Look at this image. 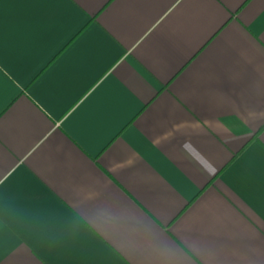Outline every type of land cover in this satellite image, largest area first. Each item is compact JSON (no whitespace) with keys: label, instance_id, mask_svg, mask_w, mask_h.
Masks as SVG:
<instances>
[{"label":"crops","instance_id":"obj_1","mask_svg":"<svg viewBox=\"0 0 264 264\" xmlns=\"http://www.w3.org/2000/svg\"><path fill=\"white\" fill-rule=\"evenodd\" d=\"M0 264H264V0H0Z\"/></svg>","mask_w":264,"mask_h":264}]
</instances>
